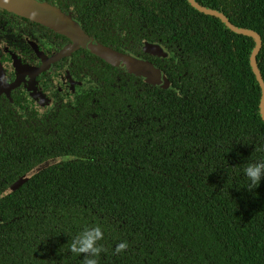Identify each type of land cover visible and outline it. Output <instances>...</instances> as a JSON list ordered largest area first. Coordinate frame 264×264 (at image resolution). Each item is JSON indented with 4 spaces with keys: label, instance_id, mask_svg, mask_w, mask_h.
<instances>
[{
    "label": "trees",
    "instance_id": "16d2710c",
    "mask_svg": "<svg viewBox=\"0 0 264 264\" xmlns=\"http://www.w3.org/2000/svg\"><path fill=\"white\" fill-rule=\"evenodd\" d=\"M196 1L260 35L264 82V0ZM127 3L144 37L167 47L161 71L174 88L130 81L127 107L105 103L102 121L74 126L75 139L1 136L0 192L61 158L0 197V264H82L68 246L95 225L106 250L98 264H264V179L249 190L243 172L264 159L252 37L186 0Z\"/></svg>",
    "mask_w": 264,
    "mask_h": 264
},
{
    "label": "flooded vegetation",
    "instance_id": "af4514ba",
    "mask_svg": "<svg viewBox=\"0 0 264 264\" xmlns=\"http://www.w3.org/2000/svg\"><path fill=\"white\" fill-rule=\"evenodd\" d=\"M32 3L69 25L67 31L61 30L0 5V138L6 133L14 144L16 136L21 134L25 139V132L29 131L34 140L51 132L58 138L63 135L75 139L77 131L73 127H92L97 116L102 121L105 103L127 107L130 81L138 91L145 86L174 88L168 76L160 84L150 83L109 62L75 32L71 23L109 50L168 72L167 47L158 39L150 41L144 37L150 38L144 35L143 18L130 17L132 4L127 0H33ZM214 10L222 13V9ZM124 12L126 16H120ZM145 45L148 49H152L150 45L160 47L161 55L146 50ZM120 107L115 112L122 111ZM14 125L18 126L16 131ZM59 158L60 155L52 156L45 166Z\"/></svg>",
    "mask_w": 264,
    "mask_h": 264
},
{
    "label": "water",
    "instance_id": "95a60500",
    "mask_svg": "<svg viewBox=\"0 0 264 264\" xmlns=\"http://www.w3.org/2000/svg\"><path fill=\"white\" fill-rule=\"evenodd\" d=\"M29 1L31 2L27 3V2L18 1V0H0V5H3L6 8H9L15 12H19L26 16H30L33 19L42 21L51 26L52 25L56 26L60 28L61 30L67 31V28H68L67 26L69 25L68 23L67 25L66 22L59 21L61 19L58 16H56V14H53L50 12H42L39 6L36 7V5L32 3L33 0H29ZM188 1L198 11L219 17L223 21V23H225V25L228 28H230V30L234 31L235 33L244 34V35L252 37L254 41V46L250 53V65L261 87L262 95H261V101L259 104V110H260V115L262 119L264 120V82H263V78L256 64V55L261 46L260 35L252 29L238 27L232 24L227 19V17L223 15L222 13H220L218 10L209 9L204 6H200L195 0H188ZM41 7L43 6L41 5ZM48 10H51V9L48 8ZM71 24L73 25L75 32L79 34L80 36L79 38L81 39V41L84 42L85 44H88L90 48L95 50L98 54L103 56L109 62L115 65H119L120 67H122L123 69H125L126 71L130 73L139 75L145 81L150 82V83L160 84L162 81L166 79L165 74L160 69H156L152 64L145 62V61L136 60L127 55L113 52L109 50L107 47H104L98 44L97 42H95L94 40L85 36V34L77 27L76 24L75 25L74 23H71ZM69 28L71 27L69 26ZM146 46L148 45H145L146 50H151L154 53H159L161 55L162 51L160 47L159 49L158 46L150 45V48L152 49H148ZM47 163H48V160H45L37 164L33 168H31L28 172L19 176L13 183H11L7 188H5L3 191L0 192V197L6 194H9L15 188L21 185L24 181H26L28 177H30L32 174L38 172L43 167H45Z\"/></svg>",
    "mask_w": 264,
    "mask_h": 264
},
{
    "label": "clouds",
    "instance_id": "9594fccd",
    "mask_svg": "<svg viewBox=\"0 0 264 264\" xmlns=\"http://www.w3.org/2000/svg\"><path fill=\"white\" fill-rule=\"evenodd\" d=\"M257 151L259 149H256ZM70 157H66L69 159ZM249 181L248 189L252 190L260 185L264 179V159L249 163L243 169ZM104 239V231L100 225L84 227L77 235L71 238L68 251L77 256H83L82 264H98V258L104 251L99 241ZM129 247L127 241L120 242L115 247V253H122Z\"/></svg>",
    "mask_w": 264,
    "mask_h": 264
}]
</instances>
